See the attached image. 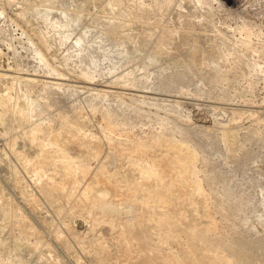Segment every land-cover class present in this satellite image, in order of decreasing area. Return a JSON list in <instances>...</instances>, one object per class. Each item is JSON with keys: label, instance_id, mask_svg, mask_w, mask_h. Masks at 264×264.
Returning <instances> with one entry per match:
<instances>
[{"label": "rangeland", "instance_id": "rangeland-1", "mask_svg": "<svg viewBox=\"0 0 264 264\" xmlns=\"http://www.w3.org/2000/svg\"><path fill=\"white\" fill-rule=\"evenodd\" d=\"M106 1L50 0L51 8L43 10L45 0H0V72L12 68L45 74L56 66L66 82L76 77L111 80L112 85L130 88L116 91L151 92L148 97L105 94L95 88L44 86L41 80H22L8 89L18 106L3 109L0 116V211L9 207L14 215L7 221L0 218V259L17 261L9 245L19 234L17 226L24 228L30 219L32 209L23 201L27 196L35 200L40 215L51 221L45 232L41 227L33 231L35 224L24 228L27 237L39 236L41 241L38 248L25 251L27 256H23L24 250L20 252L24 263L55 264L43 234L53 235L57 230L60 239H70L61 225L68 209L64 207L57 215L56 201L44 200L34 183V157L42 145L53 149L54 143L48 140L60 128L58 112L63 111L70 122H79L80 131L72 141L64 142L65 151L57 152L58 160L81 155L77 166L85 171V178L103 166L106 171H116L122 183L130 178L139 181L137 168L142 167L151 172L155 168L160 174L159 179L145 181L150 187L169 183L164 207L171 214V209L175 211L178 228L166 234L168 228H163L158 235L150 226L147 246L156 247L170 264H223L224 259L233 264H264L263 1L240 0L225 9L213 0L211 7H201L195 0H171L162 10L151 0H143L147 3L143 9L138 0H121V12L117 8L104 11ZM80 7V19H76ZM66 21L70 24L60 25ZM242 21L251 30L247 41L246 35L238 40L245 31ZM112 22H119V27L111 26ZM107 28L108 33L97 36ZM167 31H172L168 43L160 47L154 63H147L157 39ZM121 33L131 34L132 39H122ZM47 48L54 53L44 61L37 50ZM80 72L86 77L79 76ZM9 78L0 76V92L13 84ZM29 98L35 99L30 107ZM26 108L28 116L21 120L19 110ZM106 112L110 113L108 120ZM30 126H36L33 136ZM156 136L159 140L151 141ZM10 137L17 139L18 159L8 149ZM87 138H94L96 147L83 141ZM142 142L146 145L138 146ZM164 142L183 144L194 154L199 191L191 183L178 184ZM83 171L74 175L78 192L86 186L80 177ZM109 200L129 209L123 203L124 193L111 192ZM90 208L82 202L77 213L87 215L84 210ZM158 215L154 209L153 217ZM191 228L208 229V239L187 244ZM100 257L103 264L104 260L109 263L106 256ZM74 262L72 259L70 264ZM61 264L68 262L61 259Z\"/></svg>", "mask_w": 264, "mask_h": 264}, {"label": "bare ground", "instance_id": "bare-ground-1", "mask_svg": "<svg viewBox=\"0 0 264 264\" xmlns=\"http://www.w3.org/2000/svg\"><path fill=\"white\" fill-rule=\"evenodd\" d=\"M195 1H197L201 7H203L204 4L210 7L212 6V0ZM213 1L225 9H230L228 6L229 3L232 5L240 0H229L224 2L221 0ZM259 1L264 2V0ZM120 2L121 0H107L103 5V9L106 11L108 8H117L119 12H121L122 9L120 8ZM151 2L156 8L166 10L171 0H151ZM251 2L252 1H250L249 4ZM137 3L139 9H143L144 5L147 4L143 0H138ZM51 6L52 4L50 3V0H45V5L42 6V9L47 10L51 8ZM82 8L83 7H80L76 12V19H80ZM39 9L41 10V8ZM125 10L127 11L126 8L124 11ZM46 16L47 13H42V17ZM242 18L244 19V16ZM169 19H171V17H169ZM240 20L242 19L240 18ZM243 22L244 21H242L241 26L245 29V31L240 32L238 40L241 35L247 36L251 33V30L248 29V25L245 24L246 22ZM69 24V21L60 22V25L62 26H67ZM110 25L119 27V22H112ZM121 25L123 24L121 23ZM108 31V28L101 30V33L97 36L101 37L102 35L108 33ZM171 32L172 31H167L164 35L157 39L154 55L148 58L147 63L155 62L156 54L159 52L160 47L168 43ZM233 35L234 33H232L231 36ZM250 35L251 34H249V36ZM249 36L244 37V41H247ZM120 37L122 39H132L131 34L128 33H121ZM77 40H79V36L76 38V41ZM50 49L51 48H47L45 52L38 49L37 53L39 58L44 61L46 59L47 61V57L54 53V50H51L52 52L50 53V51H48ZM192 52H194V49ZM262 53L264 55V44L262 46ZM51 72H55L57 74H52ZM51 72L39 74L37 72L14 70L12 68L3 69V71L0 72V76L10 77L9 79L12 80L11 84H13L8 86L6 91L0 92V116L4 113L3 109L7 110L8 108H16L18 106L8 89L13 88L16 82H20L22 80L26 82L41 80L44 83V86L54 85L55 87H60L67 85L73 87L79 86L87 89L95 88L98 92H103L105 94H114L116 92L131 93L123 92L130 89L129 87L112 85L113 82L111 80L101 82L76 77L69 78L70 81L66 82L64 80L65 78L62 77L60 72H58L56 66L51 69ZM85 75V73H79V76L86 77ZM116 81L120 84H127L122 80ZM91 85H95L97 87H91ZM118 88L123 91H116L115 89ZM147 93L151 92L143 89H137L135 93L131 94L139 97H148L146 95ZM178 97L181 98L183 96ZM34 103L35 99H28L29 107ZM47 104L50 106L51 102H48ZM28 109L29 108L19 110L21 120H25L27 118ZM109 117L110 113L106 112L105 118L108 120ZM58 120L60 122V128L51 134L48 140L49 143H54L53 149H47L42 145L33 160L35 165L34 183L37 190L42 195V198L46 201H49L50 199L56 201L55 213H57V215H60L61 210L64 207L68 209L69 213V215H64L61 219V225L68 231L70 237L69 241L67 239H60L61 234L57 230L56 234L53 235L43 234V236L46 237V241L44 243L47 246L48 251H52V260H54L55 264H61V259H66L68 264H70L72 259L75 261L74 264L84 263L82 262L84 260H88L86 262L88 264H103V261H100L99 256H106L105 259H110L108 260L110 264H170L166 255H161L155 251L156 247L149 248L147 246L149 238L147 230L150 226L154 228L158 235H161L159 234V231L163 228H168L167 231L163 232L165 234L178 228L177 222L179 218L175 214V211L171 209L173 212L171 214L164 207L165 194L171 190V187H166L169 183L160 184V187H150V185L145 184V181L150 179H159L160 174L155 171V168H152L154 172H151L150 168L142 167L137 168L140 175L139 181L130 178L128 180H124V183H122L120 181L121 178L118 177V173L116 171H106L103 166L97 167L95 174L85 178V171H83L80 166H77V163L81 162L79 159L81 155L76 154L78 151H75L74 154L76 155L69 157L68 160H58L56 158V155L60 154H57L59 150L62 152L65 151L64 142L72 141L78 135L80 131L79 122H70L67 114L63 111L58 112ZM115 125V123L111 124V128ZM63 127H65V129H63ZM28 129L31 136L36 133V126H30ZM157 140H159L158 136L151 141ZM83 141L88 142L90 148L96 147V140L94 138H87ZM164 143L170 150V167L176 171V178L179 182L178 184L180 186H185L191 183L193 189L199 191L200 182L194 175V154L184 147L183 144ZM16 144V137H10L8 140V149L18 159L21 156V150H17L15 148ZM145 145L146 143L142 142L138 146ZM183 148H185V152H182ZM50 152L55 153L51 154ZM73 158H75V160ZM78 170L83 171L80 177H82L83 182L86 185L80 192H78L74 186V182L78 179L74 175H76ZM6 171H8V168ZM107 182H110L111 184L109 186H100L101 184L104 185ZM111 192L115 195L124 193L126 202L123 203H128L127 205L129 209L123 210L125 205H122L121 203H114L112 200H109ZM23 201L29 208L32 209V213L29 216L30 219H28L27 224H24L23 227L29 228L35 224L36 226H33V231H37L41 227L44 228L43 232H45L51 220H48L47 215H40L35 200L31 196L23 198ZM82 202L89 203L91 205L90 209L84 210L87 215L77 213V207ZM94 209H97L98 212H95ZM154 209L159 213V215L155 218L153 217ZM21 214L23 215L24 212H21ZM13 215L14 212L9 207L0 211V218L5 221ZM24 228L17 226L19 234L13 236L9 245V248L12 249V251L15 250L14 255L17 259L16 263H13L12 259L8 258L5 261L0 259V264H25V261L22 260V253L20 254V252L24 250L25 255L23 256H27L28 254L26 255L25 251H28L27 253H29L30 250H34L39 247L41 242L39 236L34 239L27 237L26 234L29 232ZM208 237V229L196 230L195 228H191L187 231L186 241L187 244H192L194 239L206 240ZM18 240L23 241L19 242ZM155 246H157V243ZM201 255L203 256L204 253ZM117 257L120 259L117 260ZM216 259L222 258L216 256ZM221 262L223 264H233L230 259H224ZM46 263L47 261H45V264ZM104 263L106 264L105 260Z\"/></svg>", "mask_w": 264, "mask_h": 264}, {"label": "built area", "instance_id": "built-area-1", "mask_svg": "<svg viewBox=\"0 0 264 264\" xmlns=\"http://www.w3.org/2000/svg\"><path fill=\"white\" fill-rule=\"evenodd\" d=\"M264 3V2H263Z\"/></svg>", "mask_w": 264, "mask_h": 264}]
</instances>
